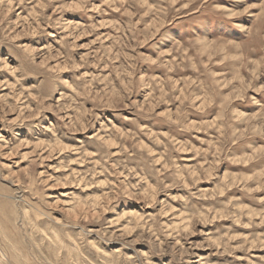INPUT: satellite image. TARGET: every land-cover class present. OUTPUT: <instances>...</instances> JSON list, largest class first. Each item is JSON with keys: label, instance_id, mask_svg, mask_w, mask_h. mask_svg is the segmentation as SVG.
Masks as SVG:
<instances>
[{"label": "rangeland", "instance_id": "1", "mask_svg": "<svg viewBox=\"0 0 264 264\" xmlns=\"http://www.w3.org/2000/svg\"><path fill=\"white\" fill-rule=\"evenodd\" d=\"M0 264H264V0H0Z\"/></svg>", "mask_w": 264, "mask_h": 264}]
</instances>
